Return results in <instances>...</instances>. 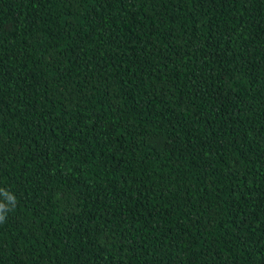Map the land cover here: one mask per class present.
I'll return each instance as SVG.
<instances>
[{
    "label": "trees",
    "instance_id": "obj_1",
    "mask_svg": "<svg viewBox=\"0 0 264 264\" xmlns=\"http://www.w3.org/2000/svg\"><path fill=\"white\" fill-rule=\"evenodd\" d=\"M0 189V264H264V0H0Z\"/></svg>",
    "mask_w": 264,
    "mask_h": 264
},
{
    "label": "clouds",
    "instance_id": "obj_2",
    "mask_svg": "<svg viewBox=\"0 0 264 264\" xmlns=\"http://www.w3.org/2000/svg\"><path fill=\"white\" fill-rule=\"evenodd\" d=\"M0 194H2L6 200V202H0V223H4L6 220V213L10 211L9 205L14 207L16 198L4 189H0Z\"/></svg>",
    "mask_w": 264,
    "mask_h": 264
}]
</instances>
